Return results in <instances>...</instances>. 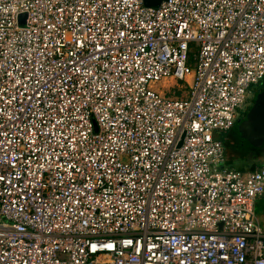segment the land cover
<instances>
[{"label":"built area","instance_id":"2783aa9c","mask_svg":"<svg viewBox=\"0 0 264 264\" xmlns=\"http://www.w3.org/2000/svg\"><path fill=\"white\" fill-rule=\"evenodd\" d=\"M263 81L264 0H0V264H264Z\"/></svg>","mask_w":264,"mask_h":264},{"label":"rangeland","instance_id":"374dc122","mask_svg":"<svg viewBox=\"0 0 264 264\" xmlns=\"http://www.w3.org/2000/svg\"><path fill=\"white\" fill-rule=\"evenodd\" d=\"M23 25H24L23 23L20 24V26H23ZM172 85L175 91L177 90H180V91H177L178 98H174V97H170V98L181 99L182 96L186 98L185 96L187 94V84L186 83L173 80ZM154 89L161 91L162 93L168 91V89L161 88V82L155 83ZM227 140L228 142H230V146L225 149L227 167H231L237 170L238 169L250 170L253 167L257 169V167L264 165V143H262V145L258 148L251 147L243 151L241 150V148H243V145H242L243 143L234 142L231 136L228 137ZM254 208H255V214L259 221L260 227L262 231L264 232V201L262 200L259 203H257Z\"/></svg>","mask_w":264,"mask_h":264},{"label":"water","instance_id":"95a60500","mask_svg":"<svg viewBox=\"0 0 264 264\" xmlns=\"http://www.w3.org/2000/svg\"><path fill=\"white\" fill-rule=\"evenodd\" d=\"M165 0H142L148 7L159 6ZM237 133L247 145L258 148L264 142V87L253 98L251 107L237 123ZM183 138V137H182ZM181 142L178 146H180Z\"/></svg>","mask_w":264,"mask_h":264},{"label":"trees","instance_id":"16d2710c","mask_svg":"<svg viewBox=\"0 0 264 264\" xmlns=\"http://www.w3.org/2000/svg\"><path fill=\"white\" fill-rule=\"evenodd\" d=\"M259 87H261V89L264 87V81L261 83V85L258 86V88ZM168 96H170V95H168ZM177 96H178V93H177L176 97ZM230 136L233 138L234 142H238V143L241 142V143H243L245 145V147L241 148V150L245 151L248 148H251V146L247 145V143L245 141L241 140L240 136L236 133V131H234V133H232V131H228L222 137V142H223V145H224L225 149L230 146V142H228V140H227L228 137H230ZM226 163H227V161H226ZM257 168H259V167H257ZM238 170L242 171V169H238ZM250 170H256V168L253 167Z\"/></svg>","mask_w":264,"mask_h":264},{"label":"flooded vegetation","instance_id":"af4514ba","mask_svg":"<svg viewBox=\"0 0 264 264\" xmlns=\"http://www.w3.org/2000/svg\"><path fill=\"white\" fill-rule=\"evenodd\" d=\"M260 90H261L260 87H259V89L256 88V89H255V95L258 94V93L260 92ZM255 95H254V96H255ZM254 96H253L252 99L249 101V105H248V107H247V110L251 107V105H252V103H253V98H254ZM247 110H246V111H247ZM246 111H245V113H246ZM245 113H243V114L241 115V117H243ZM241 117H239V118L235 121L233 127H232L229 131H232V133H234V131L237 132V126H238L237 123H238V121H239V119H240ZM237 134H238V133H237ZM263 143H264V142H263ZM242 145H243V147H245L244 144H242ZM230 168H231V167H230ZM246 170H247V169H246ZM263 201H264V200H263Z\"/></svg>","mask_w":264,"mask_h":264},{"label":"crops","instance_id":"0c3cea01","mask_svg":"<svg viewBox=\"0 0 264 264\" xmlns=\"http://www.w3.org/2000/svg\"><path fill=\"white\" fill-rule=\"evenodd\" d=\"M262 200H264V197H260V198H258L257 200H256V202H255V205L257 204V203H259L260 201H262ZM255 207V206H254ZM255 209V208H254Z\"/></svg>","mask_w":264,"mask_h":264},{"label":"clouds","instance_id":"9594fccd","mask_svg":"<svg viewBox=\"0 0 264 264\" xmlns=\"http://www.w3.org/2000/svg\"><path fill=\"white\" fill-rule=\"evenodd\" d=\"M262 166V165H261Z\"/></svg>","mask_w":264,"mask_h":264}]
</instances>
